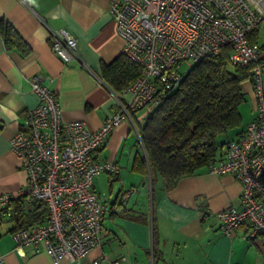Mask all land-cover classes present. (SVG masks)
Here are the masks:
<instances>
[{"label":"crops","instance_id":"0c3cea01","mask_svg":"<svg viewBox=\"0 0 264 264\" xmlns=\"http://www.w3.org/2000/svg\"><path fill=\"white\" fill-rule=\"evenodd\" d=\"M1 18L12 24L29 47L26 54L7 48L0 36V193L10 195L15 206L26 174L9 140L25 111L38 103L31 79L44 77L57 94L64 120H82L96 130L113 109L109 91H117L103 79L101 67L121 55L124 39L115 31L108 0H0ZM59 27L77 39L79 57L67 63L51 49L49 28ZM241 87L245 96L239 107L241 126L229 131L227 140L237 139L255 116L251 80H244ZM149 111L148 107L135 111L137 127L144 124ZM137 141L135 128L124 120L95 154L98 161H116L119 171L115 177L102 172L93 179L92 188L105 200L107 210L99 244L80 264H92L99 256L103 264L114 260L117 264H264V235L246 237V224L228 235L220 229L217 211L240 205L237 177L203 167L166 189L158 174L134 165L136 155L143 154ZM40 203L25 200L24 218L40 213L43 221L46 207ZM19 222L0 210V255L5 264H54L43 245L38 250L31 244L16 249L13 232ZM55 264L70 262L63 258Z\"/></svg>","mask_w":264,"mask_h":264},{"label":"built area","instance_id":"2783aa9c","mask_svg":"<svg viewBox=\"0 0 264 264\" xmlns=\"http://www.w3.org/2000/svg\"><path fill=\"white\" fill-rule=\"evenodd\" d=\"M108 11L124 39L121 52L140 66V73L124 89L109 91L113 109L96 130L82 120H64L57 94L44 77L31 79L38 103L25 111L9 143L26 174L21 195L43 203L46 214L43 221L13 232L16 249L31 244L38 250L43 245L54 264L63 258L80 264L99 244L107 210L92 188L93 179L102 172L115 177L119 171L114 160H96L97 150L124 120L131 122L141 141L135 111L151 110L197 61L227 44L230 64L253 63L256 106L243 134L229 141L220 159L207 168L241 182L240 205L221 209L216 216L224 234L246 224V237L264 235V68L258 62V43L248 40L264 23V0H108ZM49 40L63 63L79 57L77 39L66 28H49ZM11 198L0 193V210L6 215L11 214ZM103 259L95 257L92 264H103ZM0 264H5L2 255Z\"/></svg>","mask_w":264,"mask_h":264},{"label":"trees","instance_id":"16d2710c","mask_svg":"<svg viewBox=\"0 0 264 264\" xmlns=\"http://www.w3.org/2000/svg\"><path fill=\"white\" fill-rule=\"evenodd\" d=\"M0 36L7 48L28 52L21 35L5 18L0 19ZM248 40L258 43V62L264 68V40H259V27L249 33ZM229 51L227 44L219 53L197 61L138 127L141 141L137 143L142 145L143 154L136 155L134 165L143 172L158 174L166 189L197 169L208 168L220 159L226 144L235 140L226 138L229 131L241 126L239 107L245 100L241 83L251 80L253 63L230 64ZM139 73L140 66L122 52L101 67V76L117 91L127 87ZM24 201L20 195L15 206L8 205L11 215L20 221L15 230L42 221L40 213L33 219L24 218Z\"/></svg>","mask_w":264,"mask_h":264},{"label":"rangeland","instance_id":"374dc122","mask_svg":"<svg viewBox=\"0 0 264 264\" xmlns=\"http://www.w3.org/2000/svg\"><path fill=\"white\" fill-rule=\"evenodd\" d=\"M259 40H264V23H261L259 26Z\"/></svg>","mask_w":264,"mask_h":264}]
</instances>
